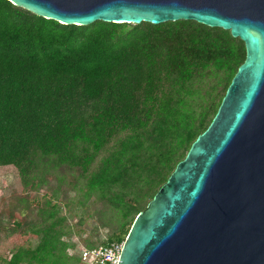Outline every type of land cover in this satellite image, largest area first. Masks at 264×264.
Returning a JSON list of instances; mask_svg holds the SVG:
<instances>
[{
    "label": "trees",
    "instance_id": "obj_1",
    "mask_svg": "<svg viewBox=\"0 0 264 264\" xmlns=\"http://www.w3.org/2000/svg\"><path fill=\"white\" fill-rule=\"evenodd\" d=\"M244 59L239 37L192 19L63 24L0 0V174L34 189L49 173L62 181L64 169L76 172L77 192L120 214L119 231L102 243L122 240ZM40 210L33 224L16 221L8 264L75 258L59 208Z\"/></svg>",
    "mask_w": 264,
    "mask_h": 264
},
{
    "label": "water",
    "instance_id": "obj_2",
    "mask_svg": "<svg viewBox=\"0 0 264 264\" xmlns=\"http://www.w3.org/2000/svg\"><path fill=\"white\" fill-rule=\"evenodd\" d=\"M63 24L192 19L245 45L207 128L132 222L118 264H264V0H9Z\"/></svg>",
    "mask_w": 264,
    "mask_h": 264
},
{
    "label": "rangeland",
    "instance_id": "obj_3",
    "mask_svg": "<svg viewBox=\"0 0 264 264\" xmlns=\"http://www.w3.org/2000/svg\"><path fill=\"white\" fill-rule=\"evenodd\" d=\"M63 174L60 181L55 174L49 173L47 180L34 189L24 187L14 173L0 174V264H8L11 248L15 249L16 242L11 244L9 237L17 227L16 221L22 226L37 222L40 209L56 206L58 214L65 217L61 225L66 233L62 239L68 244L67 255L75 257L69 259L68 264H81V249L103 244L119 231L120 214L96 195L85 198L77 192L74 188L76 172L64 169ZM39 240V236L30 237L22 243L24 247L33 248Z\"/></svg>",
    "mask_w": 264,
    "mask_h": 264
},
{
    "label": "built area",
    "instance_id": "obj_4",
    "mask_svg": "<svg viewBox=\"0 0 264 264\" xmlns=\"http://www.w3.org/2000/svg\"><path fill=\"white\" fill-rule=\"evenodd\" d=\"M123 241L124 239L84 247L79 255L81 264H118Z\"/></svg>",
    "mask_w": 264,
    "mask_h": 264
}]
</instances>
